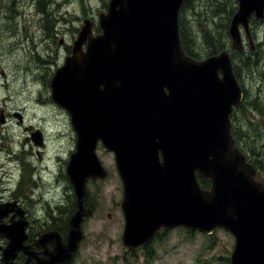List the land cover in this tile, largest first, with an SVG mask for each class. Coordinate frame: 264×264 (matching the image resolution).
I'll list each match as a JSON object with an SVG mask.
<instances>
[{
  "label": "water",
  "instance_id": "1",
  "mask_svg": "<svg viewBox=\"0 0 264 264\" xmlns=\"http://www.w3.org/2000/svg\"><path fill=\"white\" fill-rule=\"evenodd\" d=\"M183 1L109 0L101 31L85 18L56 70L52 98L70 113L77 138L67 165L77 209L66 241L52 234L55 247L43 264L70 262L84 239L82 223L92 215L87 181L108 176L99 141L116 155L129 250L161 229L224 227L235 236L230 264H264V181L231 134L241 89L226 50L202 60L184 51ZM237 1L229 33L233 48L243 50L240 26L252 43L250 20L264 17V0ZM33 138L42 144L40 132ZM14 227L4 228L8 253L17 248Z\"/></svg>",
  "mask_w": 264,
  "mask_h": 264
},
{
  "label": "rangeland",
  "instance_id": "2",
  "mask_svg": "<svg viewBox=\"0 0 264 264\" xmlns=\"http://www.w3.org/2000/svg\"><path fill=\"white\" fill-rule=\"evenodd\" d=\"M108 2L53 0L50 5L46 3L43 11L40 0H0V83L6 87L5 96L0 101V146L4 148L3 152L0 151V167L4 168V172L0 173L6 181L15 183L25 171L34 177L40 176L37 178L41 179V190L49 204L44 203L47 209L39 206L34 216L41 224L47 213L54 214V217L57 216L54 225H58L64 235L69 229V218L77 208L76 196L66 172L70 153L75 150L76 133L69 113L47 102V97L51 96L49 81L64 60L56 59L48 71H39L40 62L34 57V44L40 43L39 35L45 33L48 22H64L70 26V36L66 32L64 35L57 33L54 27L53 34L45 33L47 36L44 40L49 41L54 51H59L58 46L61 44H73L85 18L93 20L94 30H99V15L107 11ZM216 2L225 5V13L221 17L213 16L211 6ZM192 3L199 14L193 9L187 11L190 7H182L183 14L187 11L191 22L203 26L207 33L217 36L216 39H219L220 30V40L213 44L218 51L222 48L231 50L236 67L241 69L239 81L245 88L247 99L239 110V116L234 119V124L241 130L238 134L262 169L260 174L264 177V17L252 21L251 39L254 49L246 46V50L239 53L231 48L228 33L238 1L192 0ZM47 8L52 18L46 15ZM204 18L207 20L204 21ZM199 42L202 45L200 48L196 46L199 50L197 52L205 53L209 46L202 35H199ZM191 46L196 49L194 45ZM37 50L46 56L44 51L39 48ZM34 99L40 104H36ZM1 110L4 120L1 118ZM36 130L44 133L43 147L34 145L32 138L21 144L25 136ZM20 149L25 150L22 151L23 155H16L18 161L21 156L27 161L31 160L34 165L32 169L30 164L21 167L17 166L18 161L7 162L6 157L13 156ZM96 152L108 176L88 180L87 207L93 211L82 224L84 239L70 264H230L235 237L223 228H216L213 234L184 227L173 228L166 230L164 236L152 239L149 249H127L123 244V185L116 167L115 154L101 142ZM3 162L5 166L1 165ZM57 204H60L58 208ZM149 250L152 256L147 254Z\"/></svg>",
  "mask_w": 264,
  "mask_h": 264
},
{
  "label": "flooded vegetation",
  "instance_id": "3",
  "mask_svg": "<svg viewBox=\"0 0 264 264\" xmlns=\"http://www.w3.org/2000/svg\"><path fill=\"white\" fill-rule=\"evenodd\" d=\"M254 19H256V18L253 16L250 20V36H251V38L253 37L252 21ZM44 20H45V18H44ZM46 25L48 27L45 29V33L48 32L49 34H53L54 33L53 27H54V29L57 33L64 35V32H66L70 36V26L69 25L67 26L64 22L60 23V24H56L55 22L50 24L48 22V23H46ZM59 25H62V26H59ZM229 27H230V25H229ZM94 31H95V33H98L97 29H95ZM241 31H242V40H243V46H244L243 50L235 49V48H233V46H231V48L234 51H237L239 53L245 51L246 46L250 47L251 49H254V45H253V43H250V41L248 40L247 34L245 33L243 27H241ZM45 33H43L42 35L41 34L39 35L41 37L39 39L40 40L39 44L35 45L34 40H33L34 57H36L37 60L40 62L39 71H40V69L43 71H48L51 68V66L55 64L56 59L57 60L63 59L65 61L66 58L69 55H71L72 46H73V44H66L64 46H62V44H61L60 46H58L59 51H54L52 49V47L50 46L49 41L47 42L46 40H44V38H46V36H47ZM228 33H229V28H228ZM76 38H75V40H76ZM245 38H247V41L244 42ZM74 41H73V43H74ZM61 43H62V40H61ZM60 47H63L62 50L64 51V53L62 52ZM37 48L44 51L46 56L41 55L38 52ZM229 55H230V59H231L233 67L236 68L235 60L232 56L231 50L229 51ZM64 61H63V63H64ZM38 65L39 64H37L35 66V68ZM61 66H59V67H61ZM59 67H57V69ZM240 77H241V75L239 77L237 76L236 78L238 80L239 87L242 90L243 96H242V100L240 101V103L234 107V112L232 114L233 131L238 136H239L238 132L241 133V130H239L237 128V126H235L234 119L239 116V110L247 99L245 88L241 85V83L239 81ZM49 82H51V81H49ZM49 85H50V83H49ZM0 86H1V88H0V101H2L3 100L2 97L5 96L6 90H4V89H6V87L1 83H0ZM34 101L36 104H40L39 102L36 101V99H34ZM44 102H46V101H44ZM47 102L52 103L53 104L52 106L55 108L56 107L62 108L60 105H57L54 102V99L52 98V96L47 97ZM54 103L57 106H55ZM41 105H43L44 106L43 108H45V103L42 102ZM62 110L67 111L64 108H62ZM3 114L4 113L1 110V118L4 120ZM22 126H23V124H22ZM25 126H27V125H25ZM30 128H31V126L28 127V129H30ZM35 132L41 133L42 144H40V145L37 144L38 141L35 142L36 140H34V138H33V134H35ZM29 138H32V141H33L32 143L36 146L43 147L45 144L44 133H42L41 130H36V131L32 132L31 135L25 136L24 139L22 140L21 144L25 143ZM238 141L240 144L239 147L247 155V158L254 164L255 167L260 169V166L258 165V163L254 161L253 155L250 152H248V150L246 148L247 146H245L244 141L243 140L242 141L238 140ZM3 149L4 148H2V146H0V151L2 150L1 152H3ZM24 150L25 149H20L19 151H17V153H14L13 156L8 155L6 157L7 162L9 160L10 161H14V160L18 161V158L16 157V155H23L22 151H24ZM37 152H40V151H37ZM71 154L72 153H70V156H71ZM69 159H70V157H69ZM63 160L64 159H62V161ZM68 162H69V160L66 163V172H67ZM25 164L26 165L30 164L31 169H32V166H34L31 163V160L27 161L26 159H23L21 156L19 158L17 166L21 165V167H24ZM1 165L5 166V162L1 163ZM3 170H4V168L0 167V171H3ZM43 170L46 172L45 166H44ZM5 173H6V171H5ZM2 176H3V174L0 173V264H43L48 259V252L53 251L54 247H55L54 235H52V234L54 232H58L60 234V237L62 238V241H66V236H67L69 229H68L67 233L64 235L63 231L59 230L58 225H54V220L57 217V216L54 217V214L51 215L50 213L49 214L47 213L44 216V220H42L41 224L39 223V220H37L36 217L34 216V213L37 215L36 209L39 206L47 209V206L44 203L49 204L48 198H46L44 196V193L41 190V188L43 187V184L40 181L41 179L37 178L40 176L34 177L33 175L30 174V172L25 171L20 175L19 180L16 183L12 182V181H8V180L6 181L4 178H2ZM67 177H68V174H67ZM68 179H69V177H68ZM89 179H96V178H89ZM69 181H70V179H69ZM87 183H88V181H87ZM73 190H74V188H73ZM74 194L76 196L75 190H74ZM86 203H87V194H86ZM59 205L60 204H57L56 208H58ZM76 207H77V196H76ZM51 209H53V208H51ZM69 220H70V218H69ZM12 226L16 227L15 231H13V232H17V234H15L16 236H13V237L15 239V243L17 244V248H15V250L13 252L8 253L7 247L10 244L11 238L4 232V228H8V227H12ZM68 227H69V222H68ZM13 232H11V233H13ZM49 233H51V234H49ZM71 262L72 261H70L66 264H70Z\"/></svg>",
  "mask_w": 264,
  "mask_h": 264
},
{
  "label": "trees",
  "instance_id": "4",
  "mask_svg": "<svg viewBox=\"0 0 264 264\" xmlns=\"http://www.w3.org/2000/svg\"><path fill=\"white\" fill-rule=\"evenodd\" d=\"M48 2L50 5L53 2V0H40L43 11H45L44 8L46 6V3H48ZM104 4L106 5V3H104ZM193 5H194V3H192V0H185L182 7H183V9L190 7L187 11L193 9L196 14H199V13H197V10L195 9V7ZM216 7L218 8V10L216 9ZM183 9L181 8V11L179 14V27H180V35H181L182 43H183L185 50L190 55L194 56L195 58H201L204 55L207 56V55H212L214 53H217L218 48L216 45H214L215 44L214 42L220 40V37H221L220 35L222 32L220 30L218 31V33H219L218 38L219 39H216L217 36H215V35L213 36L211 33H207L206 29H204L203 26H201L200 24L191 22L189 15H187V11L184 12V14H183ZM201 9H203V6L201 7ZM211 10L213 11L212 12L213 16L220 15V17H221L225 13V5L221 4L220 2L219 3L216 2L214 4V6H211ZM46 15H48V17L52 18V14L48 10V8L46 10ZM206 20L207 19L204 18V21H206ZM209 25H210V22L208 23V26ZM199 35H202V38L205 40L206 45L209 46V49L205 53L197 52V51H199L197 48H200L202 45V43L199 42ZM211 44L213 45L212 48H210ZM191 45H194L195 48L197 45L198 46L196 49H194ZM220 45H223V44H220ZM235 72H236V75L239 77L241 74V69L236 67ZM201 182L205 188L209 187V181L202 179ZM75 205H76V203H75ZM165 232L166 231H162V232L158 233L156 235V237L164 236L163 234H165ZM151 243H152V240L146 242L144 245L139 246L137 248L149 249L151 246ZM147 254L152 256L153 253H152V251L149 250Z\"/></svg>",
  "mask_w": 264,
  "mask_h": 264
},
{
  "label": "bare ground",
  "instance_id": "5",
  "mask_svg": "<svg viewBox=\"0 0 264 264\" xmlns=\"http://www.w3.org/2000/svg\"><path fill=\"white\" fill-rule=\"evenodd\" d=\"M41 219V218H40Z\"/></svg>",
  "mask_w": 264,
  "mask_h": 264
}]
</instances>
